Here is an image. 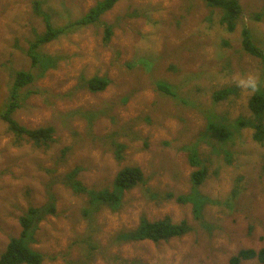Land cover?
<instances>
[{
  "label": "rangeland",
  "instance_id": "1",
  "mask_svg": "<svg viewBox=\"0 0 264 264\" xmlns=\"http://www.w3.org/2000/svg\"><path fill=\"white\" fill-rule=\"evenodd\" d=\"M99 1L0 0V114L14 83L10 73L30 71L36 81L20 90L14 118L30 130L52 126L56 138L47 151L25 139L18 143L0 119V256L19 237L24 212L51 204L54 213L38 224L32 244L46 255L44 264L87 263L84 237L92 219L98 231L90 264H114L112 256L135 264H230L243 249H263L264 144L254 141L253 129L236 131L234 123L252 119L249 100L264 92V63L242 47L248 28L264 49V0H239L243 14L234 32L204 0H121L97 25L72 26ZM46 18L66 31L38 50L41 64L34 66L27 50L47 30ZM107 25L113 27L109 43ZM94 76L108 77L111 85L90 92L86 84ZM233 86L235 94L214 101L217 91ZM215 123L229 126L232 138L223 142L210 130ZM112 134L116 144L127 145L122 159ZM127 166L140 167L155 192H198L204 204H157L137 187L125 191L123 208L113 211L90 205L87 194L66 183L78 168L88 189L114 190ZM198 169L207 176L194 188ZM142 217L187 222L192 230L159 244H111Z\"/></svg>",
  "mask_w": 264,
  "mask_h": 264
},
{
  "label": "trees",
  "instance_id": "2",
  "mask_svg": "<svg viewBox=\"0 0 264 264\" xmlns=\"http://www.w3.org/2000/svg\"><path fill=\"white\" fill-rule=\"evenodd\" d=\"M121 0H102L99 1L94 7H92L89 12L81 17L80 19L74 21L72 26L74 27H88L90 25H97L101 22V18L107 12L111 11L114 6ZM206 4L216 10L220 11L221 18L220 24L229 32H234L237 28L238 22L243 14V8L239 0H204ZM39 1H35V9L40 14L41 7ZM256 18H260V14H256ZM49 19L46 18L47 30L43 34L37 35V37L30 42L27 54L31 59L34 66L41 64L40 55L38 50L56 40L60 35H62L66 29L64 28H53L51 26ZM113 37V27L110 25L106 26L105 38L106 43H109ZM242 47L244 51L251 55L252 57L259 59L264 63V49L260 47L256 41L252 38L250 30L244 28L242 32ZM43 69L47 68L46 63L43 62ZM48 63V62H47ZM11 75V81L14 80L13 86L10 91L9 99L5 103V111L0 114V119L8 125L9 131L15 135L17 142L21 143L22 140H27L33 144L37 149L49 150L51 145L56 142L55 138V128L50 126L46 128H39L30 130L22 126L15 120L14 114L19 109V92L21 89L32 86L36 81V77L26 70L17 71L14 75ZM109 85H111V80L108 77H98L87 80V89L92 93H99L105 91ZM162 91H166L168 94L172 93L169 89L159 86ZM236 93L235 87H228L217 91L213 99L218 102L219 100H226L227 97ZM249 109L252 113V119L242 117L235 121L234 129L238 131L240 128H251L254 130L253 139L257 143L264 144V92L257 91L249 100ZM216 129L215 133L219 134L223 142L232 138L233 131L229 126L212 124L210 130ZM110 143L114 144L115 134L110 137ZM112 144V146H113ZM127 148L125 143L114 144V154L118 159H122L124 150ZM191 162L193 165H200L199 160L192 157ZM79 169L76 168L66 175L67 184L70 188L80 194L85 193L89 196L90 205H103L108 206L113 211H120L123 208V194L125 191L130 192L137 187H143L144 195L149 201H154L157 204L162 202H170L176 200L179 203H187L188 199L191 200L196 206H201L204 204V199L200 198L198 192L190 194L188 196H178L175 197L173 193L165 192L158 193L153 191L147 184V179L138 166H127L119 171L116 176L115 182L113 184L114 190L104 189L101 191H95L88 189L79 179ZM207 176V172L204 169H198L192 174V181L194 188L201 186ZM237 193V192H234ZM54 205H48L44 208L31 206L27 211L24 212L23 216L20 217L19 221L21 224V233L19 237H14L9 242L6 250L0 256V264H44L46 261V255L42 252L35 250L32 244L36 242L35 230L38 224L47 218V212L54 213ZM52 209V211H51ZM89 216L88 212L85 213ZM192 228L187 222L174 223L170 219H163L158 221H150L146 217H142L140 224L135 229H122L115 236L112 237L111 244L113 245H123L129 242H141L149 240L157 244L162 242H168L174 238H182L186 236ZM98 230L96 229V224L94 219L90 220L87 232L85 234V241L88 244L86 250L87 263L90 264L91 260H94V251L97 247L94 241V234ZM114 260V264H135L129 260L120 258L118 256L111 257ZM257 260L260 264H264V248L261 250L255 249H243L237 255L230 259V264H242L243 262ZM81 263V264H87Z\"/></svg>",
  "mask_w": 264,
  "mask_h": 264
}]
</instances>
